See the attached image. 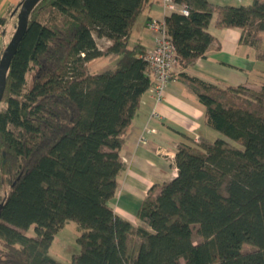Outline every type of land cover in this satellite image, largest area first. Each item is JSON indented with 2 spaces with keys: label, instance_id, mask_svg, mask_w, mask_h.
Masks as SVG:
<instances>
[{
  "label": "trees",
  "instance_id": "16d2710c",
  "mask_svg": "<svg viewBox=\"0 0 264 264\" xmlns=\"http://www.w3.org/2000/svg\"><path fill=\"white\" fill-rule=\"evenodd\" d=\"M173 2L188 11L163 19L181 70L205 56L213 19L240 29L239 43L264 62V0ZM150 3L41 0L31 10L0 103V178L9 186L0 195V264H264V83L219 88L181 71L204 123L224 138L177 148L176 176L142 199L140 225L110 205L125 132L154 84L146 52L129 43ZM107 56L112 66L89 70ZM69 222L79 250L62 262L49 248Z\"/></svg>",
  "mask_w": 264,
  "mask_h": 264
},
{
  "label": "crops",
  "instance_id": "0c3cea01",
  "mask_svg": "<svg viewBox=\"0 0 264 264\" xmlns=\"http://www.w3.org/2000/svg\"><path fill=\"white\" fill-rule=\"evenodd\" d=\"M21 1L0 0V18L4 19L0 23V47L12 36L15 18L12 14ZM207 1L221 6L245 4L241 0ZM168 14L163 10L160 0H151L133 26L130 45L139 44L144 52L152 49L154 36L146 24L150 20L162 21ZM208 32L213 41L205 56L184 70L175 66L159 102L155 101L148 89L141 96L138 109L125 132L119 151L123 169L117 176V189L110 205L116 215L135 226L141 224L136 213L142 199L176 176L174 155L177 148L193 138L213 140L218 137V133L204 123L203 107L196 95L177 75L182 71L219 88L243 85L260 90L264 83V62L257 61L253 50L239 43L240 29L216 28L213 19ZM98 59L114 63L115 56ZM144 127L150 131L144 133ZM141 135L145 143H138Z\"/></svg>",
  "mask_w": 264,
  "mask_h": 264
},
{
  "label": "built area",
  "instance_id": "2783aa9c",
  "mask_svg": "<svg viewBox=\"0 0 264 264\" xmlns=\"http://www.w3.org/2000/svg\"><path fill=\"white\" fill-rule=\"evenodd\" d=\"M245 1V0H241ZM161 6L165 12H178L187 15V8L183 5H178L173 0H160ZM147 29L152 32L154 36V46L145 53V59L148 62L151 76L154 84L150 87V92L153 94L156 102L162 98L163 91L167 82L171 78V73L175 66H177V59L171 39L166 31L164 21L150 20ZM150 131L144 127L143 132ZM145 138L141 135L138 143H145Z\"/></svg>",
  "mask_w": 264,
  "mask_h": 264
},
{
  "label": "rangeland",
  "instance_id": "374dc122",
  "mask_svg": "<svg viewBox=\"0 0 264 264\" xmlns=\"http://www.w3.org/2000/svg\"><path fill=\"white\" fill-rule=\"evenodd\" d=\"M14 24H16V18H14ZM10 38L8 39L6 44L9 42ZM4 43V45H6ZM99 47H104L103 40L97 41ZM113 63H110V61L105 59H98L95 62H92L89 66V70L91 72L93 71H103L110 66H112ZM27 80L30 81V77H27ZM218 137L224 138L221 134H218ZM9 189V186L6 184V182L0 178V195H3L5 192H7ZM26 235L28 236H35L33 228L30 227L26 232ZM76 225L72 222H69L65 225L62 232H60L52 242L50 248H49V254L53 256L54 258L62 261V262H69L71 256L78 252L79 247L76 243ZM251 247L248 245H245L243 247V250H248Z\"/></svg>",
  "mask_w": 264,
  "mask_h": 264
},
{
  "label": "water",
  "instance_id": "95a60500",
  "mask_svg": "<svg viewBox=\"0 0 264 264\" xmlns=\"http://www.w3.org/2000/svg\"><path fill=\"white\" fill-rule=\"evenodd\" d=\"M41 0H22L16 11V25L14 33L9 42L3 49L0 56V103L5 90L6 76L11 64V61L16 54L18 46L26 32L29 14L33 7ZM2 205H0L1 211Z\"/></svg>",
  "mask_w": 264,
  "mask_h": 264
}]
</instances>
